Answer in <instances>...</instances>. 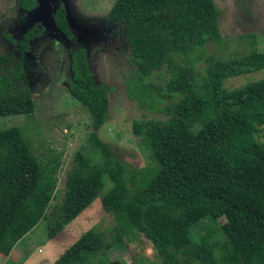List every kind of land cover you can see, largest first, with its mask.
<instances>
[{
	"label": "trees",
	"instance_id": "obj_1",
	"mask_svg": "<svg viewBox=\"0 0 264 264\" xmlns=\"http://www.w3.org/2000/svg\"><path fill=\"white\" fill-rule=\"evenodd\" d=\"M21 3L26 10L37 6V0ZM220 16L216 0H114L106 17L130 46L128 94L164 115L132 122V134L145 140L146 166L129 167L92 130L101 159L77 156L59 213L51 219L47 210L59 197L60 157L44 163L18 127L1 128L0 239L6 251L36 224L47 243L110 190L121 229L144 234L163 264H264V209L178 162L186 154L264 200V142L257 141L253 121L254 113L264 111V79L233 90L223 86L227 77L264 69V51L228 61L209 53L207 45L222 40ZM54 18L75 40L63 2ZM40 29L37 24L24 34L22 52L42 35ZM9 58L0 54V105L10 115L30 117L36 103L24 84L26 73L20 61L6 66ZM89 65L87 48H75L69 91L98 128L109 117L112 87L97 81ZM156 72L163 84L146 82ZM84 259L68 251L53 264H85ZM100 264L135 263L112 258Z\"/></svg>",
	"mask_w": 264,
	"mask_h": 264
},
{
	"label": "rangeland",
	"instance_id": "obj_2",
	"mask_svg": "<svg viewBox=\"0 0 264 264\" xmlns=\"http://www.w3.org/2000/svg\"><path fill=\"white\" fill-rule=\"evenodd\" d=\"M62 2L75 40L69 39L56 25L54 13ZM113 3L114 0H37V6L28 11L21 0H0V54L10 55L6 66L14 67L20 61L26 73L24 84L36 103V110L30 117L10 115L0 105V129L18 127L25 139L32 140L44 163L53 160L56 154L60 157L62 164L57 170L59 197L47 210L51 219L59 213L66 179L77 156L83 153L93 162L101 159V150L90 136L92 130L115 155L138 170L147 163L145 140L132 134V122L136 118L164 116L156 110L142 108L138 98L132 99L128 94L129 74L133 72L129 66L130 46L125 37L116 32L113 21L106 17ZM216 3L221 10L222 40L208 44L207 51L223 61L243 57L253 50L263 52L264 0H216ZM37 24L41 26L42 35L30 42L28 52H22L20 41ZM81 45L87 48L95 79L112 87L109 117L98 128L90 125L88 110L69 91L71 53ZM199 66L203 67V64ZM263 79L264 69L227 77L223 86L233 90ZM163 81L159 72L146 79L153 84H163ZM253 121L257 141L264 142V111L254 113ZM178 162L193 167L199 175L232 189L264 209L263 199L196 159L183 154ZM116 202L117 198L110 190L100 194L71 224L44 244L42 229L37 224L19 237L8 251L0 239V264H53L68 251L75 260L81 261L85 257V264H100L103 259L112 258H124L135 264H163L160 254L144 234L121 229L112 211ZM193 217L191 220L200 227L201 220Z\"/></svg>",
	"mask_w": 264,
	"mask_h": 264
},
{
	"label": "flooded vegetation",
	"instance_id": "obj_3",
	"mask_svg": "<svg viewBox=\"0 0 264 264\" xmlns=\"http://www.w3.org/2000/svg\"><path fill=\"white\" fill-rule=\"evenodd\" d=\"M33 10V9H32ZM28 11H31V10H28ZM55 14V13H54Z\"/></svg>",
	"mask_w": 264,
	"mask_h": 264
}]
</instances>
